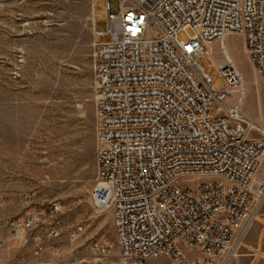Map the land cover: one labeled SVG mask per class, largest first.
<instances>
[{
  "label": "built area",
  "instance_id": "1",
  "mask_svg": "<svg viewBox=\"0 0 264 264\" xmlns=\"http://www.w3.org/2000/svg\"><path fill=\"white\" fill-rule=\"evenodd\" d=\"M105 10L92 58L99 139L92 199L96 214L113 213L118 259L111 264L225 262L264 202V179L255 177L264 128L241 114L242 75L224 41L242 37L264 83V0H106ZM185 29L194 35L179 42ZM214 42L225 59L216 66L227 84L223 91L207 73L206 47ZM236 89L238 99L225 105ZM32 200L28 195L24 202ZM57 212L48 205L1 221L0 250L14 239L21 250L32 247L34 257L27 262L21 252L15 264H56ZM41 215L45 238L32 245L29 234ZM84 233L76 225L68 239ZM90 250L110 253L105 245ZM192 252L198 256H186Z\"/></svg>",
  "mask_w": 264,
  "mask_h": 264
},
{
  "label": "rangeland",
  "instance_id": "2",
  "mask_svg": "<svg viewBox=\"0 0 264 264\" xmlns=\"http://www.w3.org/2000/svg\"><path fill=\"white\" fill-rule=\"evenodd\" d=\"M105 6L106 0H0V204L10 211L22 209L21 215L0 222L24 219L28 211L38 214L56 205L61 230L54 241L59 245L56 264H111L118 259L113 213L96 214L92 199L99 141L92 58L94 29L106 28ZM193 35L185 29L176 38L184 43ZM224 45L242 75L241 114L260 130L264 83L247 59L240 35H230ZM206 52L207 73L215 90L223 91L227 84L216 67L225 60L219 43L207 46ZM237 90L225 105L238 99ZM258 136L254 131L253 137ZM255 177L264 179V159ZM28 195L33 196L30 205L24 202ZM260 208L238 256L228 264H250L258 246L264 253V233L259 241L264 202ZM76 225H82L85 233L70 242L68 233ZM44 226L41 215L29 234L32 245L45 238ZM93 244L108 246L109 255L93 254ZM263 263L261 256L255 262Z\"/></svg>",
  "mask_w": 264,
  "mask_h": 264
},
{
  "label": "crops",
  "instance_id": "3",
  "mask_svg": "<svg viewBox=\"0 0 264 264\" xmlns=\"http://www.w3.org/2000/svg\"><path fill=\"white\" fill-rule=\"evenodd\" d=\"M22 214V209H16L13 210L11 209L8 210L7 206L5 204H0V219H3L6 216H18ZM263 233L264 231H262L259 235V241H262V237H263ZM6 236V232L4 229L0 228V238H4ZM237 246H235L234 252L235 255L229 257V259L227 260L226 264H228L232 259L236 258L238 256L237 252ZM22 252V254L24 255L26 261H33L34 257H33V253H32V247H27L23 250L20 249V247L18 246L17 242L12 239V240H8L7 242V246L5 249L0 250V260L5 263V264H15V260L17 258V256ZM253 252L255 253L256 257L254 258V260L250 263V264H255V262L257 261L258 257H264V253H262L259 250V246L257 249H254ZM264 264V263H263Z\"/></svg>",
  "mask_w": 264,
  "mask_h": 264
},
{
  "label": "bare ground",
  "instance_id": "4",
  "mask_svg": "<svg viewBox=\"0 0 264 264\" xmlns=\"http://www.w3.org/2000/svg\"><path fill=\"white\" fill-rule=\"evenodd\" d=\"M220 48H221V45H220ZM233 91L236 92V90H233ZM262 128H264V127H262ZM262 128H261V129H262ZM261 129H260V130H261ZM234 249H235V247H234V248L232 249V251L229 253L230 255L226 258L224 264H226V262H227V260L229 259V257L235 255Z\"/></svg>",
  "mask_w": 264,
  "mask_h": 264
}]
</instances>
